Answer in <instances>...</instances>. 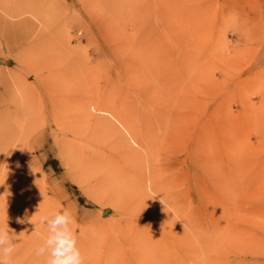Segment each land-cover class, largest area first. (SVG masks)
<instances>
[{
	"label": "rangeland",
	"instance_id": "obj_1",
	"mask_svg": "<svg viewBox=\"0 0 264 264\" xmlns=\"http://www.w3.org/2000/svg\"><path fill=\"white\" fill-rule=\"evenodd\" d=\"M64 210L84 264H264V0H0L13 260Z\"/></svg>",
	"mask_w": 264,
	"mask_h": 264
},
{
	"label": "clouds",
	"instance_id": "obj_2",
	"mask_svg": "<svg viewBox=\"0 0 264 264\" xmlns=\"http://www.w3.org/2000/svg\"><path fill=\"white\" fill-rule=\"evenodd\" d=\"M39 224L47 228V236L35 251L37 258H44L45 264H84L78 234L73 230L75 219L69 211L41 215ZM19 237L13 235L8 223L0 226V264H18L13 256Z\"/></svg>",
	"mask_w": 264,
	"mask_h": 264
},
{
	"label": "bare ground",
	"instance_id": "obj_3",
	"mask_svg": "<svg viewBox=\"0 0 264 264\" xmlns=\"http://www.w3.org/2000/svg\"><path fill=\"white\" fill-rule=\"evenodd\" d=\"M264 230V229H263Z\"/></svg>",
	"mask_w": 264,
	"mask_h": 264
}]
</instances>
